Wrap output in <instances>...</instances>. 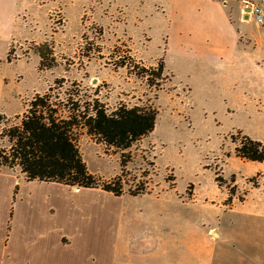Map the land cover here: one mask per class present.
I'll return each mask as SVG.
<instances>
[{
	"label": "rangeland",
	"instance_id": "374dc122",
	"mask_svg": "<svg viewBox=\"0 0 264 264\" xmlns=\"http://www.w3.org/2000/svg\"><path fill=\"white\" fill-rule=\"evenodd\" d=\"M176 2L0 0V61L12 44V66H5L15 76L12 92L46 91L61 117L69 108L76 113V104L90 113L94 101L107 113L122 105L157 111L153 132L124 152L84 128L73 132L87 170L104 183L120 180L121 197L30 183L18 167L2 169L0 200L10 205L0 224L2 245L46 240L48 257L66 258L80 257L74 245L84 241L94 257L114 256L118 264H199L201 255L214 254L215 236L229 238L240 210L251 206L242 198L264 171L236 154L243 136L264 146V25L248 18L241 26L238 4L235 15L229 5L242 50H210L216 22L196 18L201 28L193 36L172 34ZM35 43L46 44L44 76ZM32 99L18 115L20 102L3 104L0 150L9 149L7 132L20 125ZM138 189L142 194L130 195ZM256 196H264V184Z\"/></svg>",
	"mask_w": 264,
	"mask_h": 264
},
{
	"label": "trees",
	"instance_id": "16d2710c",
	"mask_svg": "<svg viewBox=\"0 0 264 264\" xmlns=\"http://www.w3.org/2000/svg\"><path fill=\"white\" fill-rule=\"evenodd\" d=\"M45 45L40 44L36 48L40 59L39 70L48 68L44 64L47 57L43 51ZM8 54L7 60L10 61ZM163 71L164 62L161 60L157 64L155 77L161 79ZM53 105L48 93L33 96L20 125L13 126L7 132L10 146L7 151L0 150V169L13 170L18 167L27 182L55 183L84 190L99 189L114 197L124 195L120 180L104 183L87 170L73 140V132L77 128H84L88 136L105 147L124 152L153 132L157 111L150 106L128 108L122 105L107 113L103 104L94 101L90 113L87 109L83 113L78 112L76 104V113L69 108L67 115L61 117ZM236 154L249 162L264 163V146L247 136L242 137ZM123 159L120 161L122 170L127 162ZM140 194L141 189L130 191L132 196Z\"/></svg>",
	"mask_w": 264,
	"mask_h": 264
},
{
	"label": "crops",
	"instance_id": "0c3cea01",
	"mask_svg": "<svg viewBox=\"0 0 264 264\" xmlns=\"http://www.w3.org/2000/svg\"><path fill=\"white\" fill-rule=\"evenodd\" d=\"M241 1L242 0H177L175 9L178 19L171 26V32L173 35L175 34L174 36L190 37L197 32V29L201 28L200 25L196 24V18H200L204 23L216 22L217 32L214 35L212 44L209 46L210 50H242L239 41L240 33L238 28L232 24L231 11L228 10V6L231 5L235 15L234 11L237 3L240 9V13L238 11L240 25L242 26L243 24L250 23V20L242 13ZM11 46L12 44L9 49H11ZM38 46L39 43H35V47L37 48ZM9 49L6 50L5 53L6 65L0 61V114L3 110V104H7L11 99H14L21 104V109L14 113V115H18L24 111L22 105L23 101H28L29 98L36 94L42 95L46 91L40 92L33 88L31 90L32 94L27 96L12 92L15 76H8L5 72V66H12L11 61L7 60ZM38 60L40 61V59ZM38 71L43 76L45 75L44 70L38 69ZM2 169L7 168H1L0 171ZM256 174H260V179L256 187L249 188L244 198H242L243 202L246 204L250 203L251 206L245 211L240 210L238 215L242 216V218L239 219L236 228L232 230L229 238L225 242L218 241L219 234L215 236L217 239L215 241L214 254L208 257L201 255L199 264H264V196H256L264 184V171L256 172ZM237 197L238 195L233 197L235 201H237ZM9 207L10 205L7 207V204L0 200V224L2 222L5 223V216L7 215ZM10 216H12V214H10ZM48 243L49 242L46 240L39 241L35 244L23 245H12L8 240L4 245L0 242V264H118L117 262L120 261L117 257L103 255L100 252L99 255L94 257L93 252L95 251H93V247L86 244L84 241L77 242L80 245H74L81 248L79 254H74L81 255L80 257H48V249L50 247ZM58 244L59 245L56 244V246L62 249L59 240ZM203 251L204 248L201 252ZM69 258H74L75 261L72 262ZM141 261L149 264L147 259H142Z\"/></svg>",
	"mask_w": 264,
	"mask_h": 264
},
{
	"label": "built area",
	"instance_id": "2783aa9c",
	"mask_svg": "<svg viewBox=\"0 0 264 264\" xmlns=\"http://www.w3.org/2000/svg\"><path fill=\"white\" fill-rule=\"evenodd\" d=\"M242 13L256 25H264V0H242Z\"/></svg>",
	"mask_w": 264,
	"mask_h": 264
}]
</instances>
